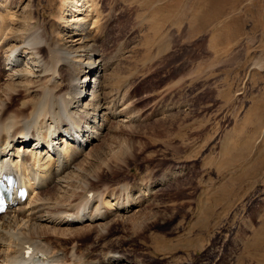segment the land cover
<instances>
[{"label": "rangeland", "instance_id": "obj_1", "mask_svg": "<svg viewBox=\"0 0 264 264\" xmlns=\"http://www.w3.org/2000/svg\"><path fill=\"white\" fill-rule=\"evenodd\" d=\"M0 3L2 16L17 23L13 40L5 47L0 41V65L9 62L10 44H24V28L38 31L33 42L69 45L78 37L73 27L87 14L82 29L98 32L106 67L98 74L114 78L110 100L120 105L119 114L110 115L113 130H100L99 118L82 122L86 135L106 133L84 144L86 155L95 147L98 157L84 162L89 177L82 185L48 210L77 211L93 199L88 189L97 200L114 195L122 208L105 207L111 218L56 225L68 235L45 234L65 261L264 264L262 248L245 249L264 213V0H97L98 27L96 11L84 5L72 20L61 0ZM23 57L25 69H33L35 55ZM12 72L10 66L3 71L1 87L9 86ZM31 95H14L15 103ZM76 109L82 111L77 119L86 104ZM63 140H55L61 149ZM45 150L36 151L45 158Z\"/></svg>", "mask_w": 264, "mask_h": 264}, {"label": "bare ground", "instance_id": "obj_2", "mask_svg": "<svg viewBox=\"0 0 264 264\" xmlns=\"http://www.w3.org/2000/svg\"><path fill=\"white\" fill-rule=\"evenodd\" d=\"M61 1L63 6L66 5L68 7V9L65 10L70 12L69 14L71 18H73L72 20H74L76 16H79L80 13L77 14V12H79L82 5H84V7H86V12L89 7H91L90 9L92 11H96V19H99L95 20L97 22L96 27L101 25H99V23H103L100 22L102 13L98 7L99 5L96 3L97 0ZM1 5L2 8L5 6L0 3V6ZM1 13L0 41H3L4 46L13 40L12 36L15 34L14 25L17 23L15 21L13 22L12 18L11 20L9 17H5V14L3 17ZM61 16L63 17V13ZM85 18L88 19L87 14L79 18L80 20L77 22L78 25L73 27V30L76 31H73L72 35L78 37L70 40L69 45H61L57 42L54 43L49 39L44 40V42H33L38 36V31L36 29L34 31L33 28H31L33 25L24 28V34H26L24 37V44L20 43L22 45H19L17 43L18 45L13 44V46L10 44V56H7L9 62L5 63V61H2V65H0L1 80L4 76L3 71L5 73L9 66L14 69V72L9 76L11 77L9 86H0V90L1 88L3 89L2 91L6 98L5 102L3 96H0V102L2 100L4 102L0 103V176L2 178H9L7 173L12 171H16L18 175H20L14 190L15 195L13 200L16 203L6 212L0 213V264L105 263L104 260L100 262L97 259H84L83 261H78V258L76 259L77 262H67L64 260V252L58 249L57 246H53L51 241L44 237L45 234H57V232L58 234L68 235V233L65 232L66 230L64 231V229L56 226L62 222H75L82 218L86 219L89 217L95 220L107 219L110 217L111 211L109 212L105 207L109 208L112 205L118 204L117 209L122 208V205L120 206L118 201L119 199L116 200V197L111 195L106 198L102 196L101 198L98 197L100 198L98 200L94 198L95 196L91 197L93 199L83 201L77 211L69 209L70 212H67L65 210L60 211V209L59 211L52 212L48 210L52 203L58 200L63 202V197L69 191L74 192V190H77L82 180L89 177L87 176V168H85L84 162H87V159L91 160L98 157L99 152L97 150L95 151V147H93L92 150H90L91 152H88L89 154L87 153V155L84 153L83 147L92 137L99 138L100 136L102 138L106 133L103 134L99 132V130H91L90 133L86 135L85 132H88L89 129L84 130L85 128L82 127V124L91 122V118L93 117L95 119L99 118V129L110 131L113 130L109 127L110 115L112 114V116L114 115L115 117L119 114L117 107L120 104H118L115 99L110 100L112 97L114 98L116 94L115 93L113 96L114 92H112V88L114 87H112L113 84L111 85V72L108 76L106 75L107 72L102 75L98 74L101 69L104 70L106 68L103 62V56L98 48V32L96 34H91L89 33L90 31L83 30L84 27L82 25L88 23V20H85ZM67 21H69V19H67ZM12 24L13 26H11ZM93 26H95V24ZM93 26L91 27L93 28ZM16 40L18 39L16 38ZM24 53L26 55L33 54L37 58H35V67L33 66V69L31 67V70L28 68L25 69L28 62H25V59H23ZM92 73L94 74V79L92 80L94 84L91 87V80L89 84L88 76ZM100 76H103V78H100ZM42 83L43 86H41ZM22 93L23 95L24 93L30 95L31 93V98L22 100L16 104V97L14 95L20 96ZM89 96L90 98H88ZM85 104L86 109H84L82 116L80 115L78 117L79 119H76V114L82 112L76 108L81 106L84 107ZM37 123H39L38 125H41V123L42 125L45 124L46 130L41 129L39 131V126L36 127ZM85 135L87 137H85ZM59 138H64L62 149L57 146L59 142L55 141ZM32 143H35V150L27 147ZM15 147L18 148L13 151ZM43 148L47 149L45 150L46 152H44L47 154L45 158L41 151L39 153L36 151L37 149ZM15 152L19 158H17L18 160L16 159V161L12 158ZM48 157L49 159L46 160ZM48 162L49 165H47ZM26 181L29 184V205H26L28 197L26 201L21 199L23 196L22 190H27ZM84 186L87 187L86 185ZM64 188L68 190L61 197V192ZM81 190H84V188H81ZM81 197L85 198L86 196L81 195ZM88 206H92L91 214L85 212ZM23 212H25L24 216L28 218L25 217L27 220L21 225L22 217L20 216H23ZM259 217L260 227L257 230L254 228L255 232L252 233L250 237H246H249V240L247 241L245 249L253 247L255 249L262 248L264 254V213ZM111 220L109 219L107 222ZM96 225L98 224L96 223ZM16 227H18L17 230H15ZM246 229L248 230V227ZM254 230L252 229L251 231ZM80 231L86 230L82 229ZM30 248H32L31 255L25 257L26 250ZM251 253L253 252L251 251ZM33 256L38 257L33 259ZM116 256V253L114 255L113 253L111 254L113 258ZM256 259L257 258H255V260ZM248 261L251 262L250 260Z\"/></svg>", "mask_w": 264, "mask_h": 264}]
</instances>
